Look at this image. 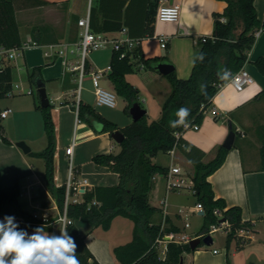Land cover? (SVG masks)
<instances>
[{
    "label": "crops",
    "instance_id": "0c3cea01",
    "mask_svg": "<svg viewBox=\"0 0 264 264\" xmlns=\"http://www.w3.org/2000/svg\"><path fill=\"white\" fill-rule=\"evenodd\" d=\"M170 2L178 3L181 7L180 18L176 22H164L157 19V8L164 3L163 0H14L23 43L29 44L21 55L12 59L10 64L14 67L18 63V69L22 70L26 67L28 73L34 66L41 65L42 80L45 82L48 97L51 93L55 100L54 102L50 99L56 128L55 184L61 186L66 183L72 156L74 181L80 182L83 191L82 193L73 192L72 197L78 201L83 200L86 189L96 185L118 183L117 172L107 166L98 165L93 160L96 154L114 152L116 145L110 132H102L95 126V123L101 122L95 121L92 126L82 121L79 112L77 114L73 107L80 79L78 70L71 68L79 64V54L67 52L58 55L50 49L49 45L76 42L81 31L77 23L78 19L88 14L92 18L94 31L119 37L122 33L117 27H126L130 36L141 38L139 55L132 57L135 65L133 70L126 74V78L139 89V101L145 104L143 107L148 113L149 107L146 104L156 101L162 105L172 87L166 75L158 69L157 71L146 66L145 59L161 57L174 65L177 77L188 78L193 69L192 61L201 47L200 37L212 36L216 14L222 13L227 6L225 0H170ZM254 4L258 17L263 23L264 0H255ZM261 28L248 53L249 60L244 65L254 77V83L243 91H236L231 83L224 82L213 98L212 107L219 113L217 118L211 107L205 113L203 120L198 123L199 129L189 128L183 132V137L187 141L206 152L204 160L208 161L214 157L217 146L225 141L231 124L238 131L224 163L210 174L208 179L216 197L224 198L227 206L241 207L243 221L250 223V228L245 232V236H242L248 241L242 247L251 245L246 256L250 254L254 260L264 258V168L261 157V146L264 140V97H257V93L264 88V74L254 64L258 56H264V26ZM162 35L167 37L166 41L160 40ZM48 49L52 51L50 56L44 53ZM112 54L111 46L91 52L87 57L88 72L110 65ZM67 74L71 76L70 82L65 80ZM103 81H107L110 89L114 90L108 75L101 79V85ZM48 87H50L49 91ZM83 90L86 91L88 98L92 94L95 96L90 74L82 79L81 99L93 105L84 98ZM28 93L32 94L33 90L30 89ZM33 103L34 109L38 110L36 102ZM39 104L41 105V100ZM93 106L105 118L112 119L120 127L133 121L130 112L131 117L124 118L120 122L116 117L107 114L106 110L99 109L104 105ZM10 114L6 117H1L0 114V118H7ZM3 136L7 137L8 141L4 140ZM238 137L239 142H237ZM73 141L75 142L73 152L69 155L66 153V147ZM30 148L31 150L25 153L11 137L0 130V189L14 184H17L20 189L18 197L20 210H16L11 203H4L0 206V220H3L5 216H14L20 228L29 234L35 228L45 225L46 231L50 234L59 235V229L64 227L61 219L64 212L60 211L55 196L46 185L45 161L44 168H39L34 159L36 155L31 153L43 149H34L31 146ZM169 154L172 156L169 170L172 166H179L186 186L167 190V175L156 174L150 192V201L152 202V198L159 199L164 193L165 197L160 199V206H156L160 210L155 216L156 220L163 222L167 216L172 223L180 227V231L174 232L179 237L187 236L191 240L202 236L199 234L200 230L196 232L187 230L190 227L187 217L193 211L183 209L182 204L171 201V194L181 193L184 189L191 190L194 194L190 188L194 165L178 149H175L174 154L171 152ZM176 156L183 164L175 163ZM162 200L167 202L166 216L163 214ZM197 203L199 201L195 206ZM173 206L176 207L175 210L172 209ZM194 212L201 214L200 210ZM45 214L48 215L46 222L41 218ZM204 214L201 215L204 216ZM183 217L186 221L182 225L179 220ZM119 218L128 219L116 217L108 230L84 220H75L80 234L85 235V242L89 249L102 264H120L113 253V248L117 244H114L109 236H105L107 233H103L109 232ZM130 221L132 223L128 225V232L122 231L121 236L129 237L130 235L132 238L134 224L132 220ZM186 222L189 225H186ZM215 249L218 251L215 252ZM233 250L238 249L234 247ZM237 254L236 251L230 253V248L226 247L201 246L187 254L186 264H228V261L230 264H241L236 258Z\"/></svg>",
    "mask_w": 264,
    "mask_h": 264
},
{
    "label": "trees",
    "instance_id": "16d2710c",
    "mask_svg": "<svg viewBox=\"0 0 264 264\" xmlns=\"http://www.w3.org/2000/svg\"><path fill=\"white\" fill-rule=\"evenodd\" d=\"M225 1L227 6L224 11L216 14L212 36L200 37L201 47L197 54L204 53V61L196 62L188 78L177 77L175 71L166 75L172 88L162 104L158 119L149 121L146 113L139 120H133L120 127L116 122L105 118L93 105L80 100L79 117L82 121L92 126L95 121L101 122L102 132L112 133L120 130L125 136L119 144V152L99 153L93 157L96 164L107 166L118 173V183L96 185L86 189L82 201H70L67 205L66 226L69 235L78 245L77 257L80 264L102 263L89 249L85 242V235L80 234L75 224L77 219L100 226L105 230L112 227L116 217H125L133 221L132 238L113 248V253L120 264H186L187 254L204 245L201 243L192 249L189 242L168 241L166 251L162 253L161 248L156 244L159 236H164L170 231H180V227L172 223L167 216L163 222L157 221L155 216L160 210L150 201L154 176L167 175L169 171V166H163L153 159L160 152L169 153L172 149L180 150L194 165L190 188L205 210L204 223L199 234L208 235L210 226L218 223L221 218H225L231 223V229L226 238L227 248L229 249L234 243L235 247L240 249L248 241L238 233L241 228H250V223L243 221L241 207L227 206L224 198L216 197L208 179L209 175L224 163L230 149L220 144L216 148L214 157L205 161L206 152L183 137V132L189 128L169 127V121L176 119L175 113L180 107L191 110L188 118L189 125L200 123L205 113L212 107L213 98L219 91L218 84L224 83L218 78L217 73L228 68L233 75L249 60L248 53L256 40L255 32L264 26V22L262 23L258 17L255 0ZM91 19L90 17L92 27ZM118 28L122 29L121 26ZM92 29L95 30L93 27ZM22 43L23 37L20 33L14 0H0V47L12 48L21 46ZM123 52H125L124 56H122ZM139 52L140 45L133 49H126L124 45L120 49H113L111 69L108 73L114 90L126 101L127 113L134 103H140L139 89L126 78V74L131 72L135 65L132 57L139 55ZM144 62L148 68L157 70V64L166 61L161 57H153L145 59ZM254 64L264 74V56H258ZM85 65L88 69L87 60ZM13 68L12 64L0 65V97L11 90ZM28 78L35 84L38 79H42L41 65L34 66L28 73ZM65 80L70 82V74H67ZM201 84L207 85L206 95L200 91ZM260 96L264 97V88L257 93V97ZM36 107L43 115L47 146L42 151L31 153L44 158L46 185L55 196L60 211L64 212L66 185L55 184L56 128L51 112L52 104L43 107L37 103ZM231 129L238 132L232 124ZM3 139L8 141L5 136ZM186 146H191L190 152L185 151ZM261 157L264 168V140L261 146ZM19 195L20 189L17 184L0 189V206L8 202L19 211ZM215 209H220L221 215L216 214ZM228 264H230L229 261Z\"/></svg>",
    "mask_w": 264,
    "mask_h": 264
},
{
    "label": "built area",
    "instance_id": "2783aa9c",
    "mask_svg": "<svg viewBox=\"0 0 264 264\" xmlns=\"http://www.w3.org/2000/svg\"><path fill=\"white\" fill-rule=\"evenodd\" d=\"M164 3H161L156 12V17L159 21L164 22H176L180 18L181 13V7L178 3L170 2V0H163ZM78 25L81 29L80 31V37L76 42H66L61 44H50V49H53L55 53L58 55H63L67 52L71 53H78L80 56V62L77 65L72 66V70H78L79 72V85L77 87L76 92V100H75V110L78 114L79 112V103L81 100V91H82V79L85 75L90 74L91 79L95 88V100L97 105H104L108 107H115L116 106V92L112 89H107L104 86L101 85V79L104 76H107L111 66L108 65L107 67L100 68L97 70H91L88 72L85 61L87 60V57L89 54L93 51L106 48L111 46L113 49H120L123 45L126 49H133L134 47L140 45L141 38L139 37H132L128 34V30L126 27L121 29L122 36L119 37H113L109 36L103 32H97L94 31L90 24V16L89 14L81 17L78 19ZM262 28H259L255 35L257 36ZM166 36L162 35L160 37L161 41H166ZM32 43L36 44L35 41H32ZM29 43H23L21 46H16L12 48H5L0 47V65L2 64L3 59H14L17 56L21 55L24 48ZM46 56H50L52 54V51L49 49L45 52ZM125 55V52L122 53V56ZM236 82L231 83L236 91H243L246 87L254 83V77L251 75L249 70L243 66L241 69H239L237 72H235L232 75ZM223 85V83H219V88ZM31 92V91H30ZM215 115H218V111L216 108L212 107L211 109ZM12 112V108H6L3 111H1V117H6L9 113ZM77 120H79L77 118ZM187 128L191 129H199L200 125L198 123H194L192 125H187ZM75 142L73 141L69 146L66 147V153L69 155H72L73 147ZM175 149H172L170 152L174 154ZM66 196H65V210L64 215L61 217L63 221V225L65 226L68 222V218L66 215V209L67 205L70 201H78V199L73 198V192L82 193L81 190V184L80 182L74 181V171H73V164H72V156L70 158V164H69V171H68V177L66 180ZM186 186L185 179L182 178V172L181 168L179 166H172L170 170L167 173V190H173L180 187ZM94 203H98L97 201H94ZM161 203L164 205L163 214L166 216V206L167 202L166 200H162ZM196 210H204V206L201 202L197 203V205L192 209V211ZM205 211V210H204ZM182 212V210H180ZM216 214L221 215L220 209H215L214 211ZM35 216H38L35 214ZM41 218L46 222L48 221V215L45 214L41 216ZM186 225H189L188 222H186ZM163 227V226H162ZM220 229H225L227 232L231 229V223L228 220L219 221V224H212L210 226L209 234H212L215 231H218ZM248 229L241 228L239 229L238 233L241 236H245V232H247ZM190 239L187 236H181L179 237L178 234L174 231L165 233L164 236H159L156 239V244L159 248H161L162 253H165L166 251V243L168 241H177V242H183V241H189ZM218 250L215 249V252Z\"/></svg>",
    "mask_w": 264,
    "mask_h": 264
},
{
    "label": "rangeland",
    "instance_id": "374dc122",
    "mask_svg": "<svg viewBox=\"0 0 264 264\" xmlns=\"http://www.w3.org/2000/svg\"><path fill=\"white\" fill-rule=\"evenodd\" d=\"M10 63H12V59H5L3 62V64L5 65ZM18 66V63H16L13 68V82L11 92L7 93L3 97H0V113L7 107H11L13 109V112H11V114L7 118H0V130L4 131V133L7 136L11 137L16 143L18 141H25L32 148L42 150L47 145V135L44 129L43 116L41 110H35L32 105L34 104V101L36 102V104L40 102L37 86L35 83L29 80L26 67H23L22 70H20L18 69ZM102 85L105 88L110 89L107 81H103ZM49 88L50 87H48V91ZM30 89L33 90L32 94L28 93ZM83 96L93 105H96L95 96L93 94L88 98L86 96V91L83 90ZM49 97L52 101L55 102L54 97L53 95H51V93L49 94ZM116 103L117 106L114 108H108L106 106L97 107H99V109L106 110L107 114L116 117V119H118L120 122H122L121 120H123L124 118L131 117L129 116L130 114L125 110L126 102L124 97L117 93ZM142 105L145 104L142 103ZM146 105L149 107V111L147 113L148 120L152 121L158 119L161 114L162 105L158 104L156 101L152 102L151 104L149 103V105L147 103ZM237 142H239V137L237 139ZM114 144L116 145L114 152H119V143L114 140ZM177 156L175 158V163L183 164ZM34 159L35 161H37V166H39V168H44V158H42L41 156H35ZM155 161L163 166H169L172 162V156L168 152H160L155 157ZM184 176H186V174H184ZM164 197L165 194L162 193L159 199L152 198L151 203H153V205L155 206H160V199H163ZM172 200L175 203L182 204L183 209H189L190 211H192V209L195 207L196 202L198 201L197 197L192 193L191 190L188 189H184L183 191H181V193H172L171 201ZM175 208L176 207L174 206L172 207V209L174 210ZM187 219L190 223V227L187 228L188 232L199 231L204 223V216L199 214L198 212H190ZM185 221L186 220L183 217V219L179 220V223L183 225ZM131 223L132 222L128 219L119 218L109 232L103 233H107L105 234V236H109L114 244L118 245L125 243L129 241L131 237L130 235H128L129 237L121 236V232H128V225H131ZM216 224H219V222ZM212 237L214 239L213 243L210 245H203L204 247L227 248V232L225 229H220L213 232ZM234 247L235 245L233 243L230 247V253L236 251L238 253L236 255V258H238V261L240 260L241 264H264V258H261L260 260H254L253 258H251L250 254H248L249 256H246V253H248V251L250 250L251 245H246L245 247H242L238 250H233Z\"/></svg>",
    "mask_w": 264,
    "mask_h": 264
},
{
    "label": "clouds",
    "instance_id": "9594fccd",
    "mask_svg": "<svg viewBox=\"0 0 264 264\" xmlns=\"http://www.w3.org/2000/svg\"><path fill=\"white\" fill-rule=\"evenodd\" d=\"M204 53L197 54L192 63L203 62ZM218 78L226 83L236 82L231 70L224 68L217 73ZM207 85L201 84L200 91L206 95ZM191 110L180 107L176 119L169 121V127L176 129L188 125ZM185 151H191L186 146ZM59 235L50 234L45 225L39 226L29 234L20 228L14 216H5L0 220V264H80L74 238L69 235L67 226L59 229Z\"/></svg>",
    "mask_w": 264,
    "mask_h": 264
},
{
    "label": "water",
    "instance_id": "95a60500",
    "mask_svg": "<svg viewBox=\"0 0 264 264\" xmlns=\"http://www.w3.org/2000/svg\"><path fill=\"white\" fill-rule=\"evenodd\" d=\"M156 68L164 75H168L174 71V65L170 62H160L157 64ZM36 85H37L38 94L41 100V106L45 107V106L50 105V98L48 97V94H47L45 82L42 79H38L36 81ZM129 112L132 115L133 120L136 121L142 118L146 114L147 111L140 103L136 102L130 107ZM95 126L99 129L103 128L102 123H95ZM111 135L114 138V140L117 141L118 143H121L125 137L123 132L120 130H116L112 132ZM235 138H236V132L233 129H230L225 141L223 142V145L226 148L231 149L235 142ZM17 145L20 146L25 153H28L31 150L30 146L25 141H18ZM200 213L204 214L205 211L201 210ZM220 220L224 221L225 218H222ZM189 243L191 245V248L195 249L201 243H204L206 245L212 244L213 238L211 234H208L206 236H198V237L191 239Z\"/></svg>",
    "mask_w": 264,
    "mask_h": 264
}]
</instances>
